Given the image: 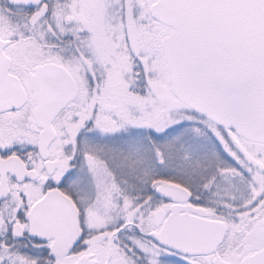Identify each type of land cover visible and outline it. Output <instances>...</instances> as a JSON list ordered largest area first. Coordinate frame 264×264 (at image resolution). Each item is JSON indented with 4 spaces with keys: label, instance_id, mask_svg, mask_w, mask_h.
I'll list each match as a JSON object with an SVG mask.
<instances>
[{
    "label": "snow or ice",
    "instance_id": "obj_1",
    "mask_svg": "<svg viewBox=\"0 0 264 264\" xmlns=\"http://www.w3.org/2000/svg\"><path fill=\"white\" fill-rule=\"evenodd\" d=\"M0 264H264V0H0Z\"/></svg>",
    "mask_w": 264,
    "mask_h": 264
}]
</instances>
